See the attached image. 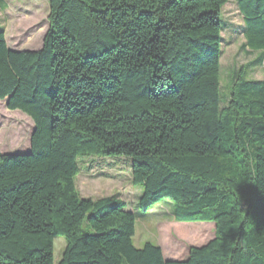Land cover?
Returning a JSON list of instances; mask_svg holds the SVG:
<instances>
[{"label": "trees", "instance_id": "1", "mask_svg": "<svg viewBox=\"0 0 264 264\" xmlns=\"http://www.w3.org/2000/svg\"><path fill=\"white\" fill-rule=\"evenodd\" d=\"M229 1L49 0L37 51L0 27V101L34 123L29 153L0 154V264H54L57 237L58 264H264V77L239 69L221 97ZM233 1L261 64L264 0ZM80 157L130 159L142 215L169 200L214 238L181 261L136 248L125 202L79 196Z\"/></svg>", "mask_w": 264, "mask_h": 264}, {"label": "rangeland", "instance_id": "2", "mask_svg": "<svg viewBox=\"0 0 264 264\" xmlns=\"http://www.w3.org/2000/svg\"><path fill=\"white\" fill-rule=\"evenodd\" d=\"M49 0H0V27L5 32L10 49L37 51L42 47L49 28ZM220 49L221 97H228L227 87L239 69L246 68L247 78L264 77L263 62L253 63L260 55L243 48L245 44L243 16L230 0L221 11ZM253 63V64H252ZM34 123L21 111H10L6 101H0V154L30 152V137ZM80 173L75 179L81 198L116 197L126 203V210L136 216L133 244L141 248L146 243L159 245L167 261H181L188 257L191 247H201L214 238L213 223H178L171 217V201L156 202L147 215L138 210L141 185L132 183V162L125 157H80ZM177 227H183L179 232ZM66 248L63 237L54 239V264H58Z\"/></svg>", "mask_w": 264, "mask_h": 264}]
</instances>
